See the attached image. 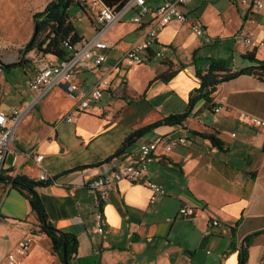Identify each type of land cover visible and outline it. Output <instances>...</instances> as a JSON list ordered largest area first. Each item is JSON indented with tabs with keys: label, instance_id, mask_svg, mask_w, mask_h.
Instances as JSON below:
<instances>
[{
	"label": "crops",
	"instance_id": "1",
	"mask_svg": "<svg viewBox=\"0 0 264 264\" xmlns=\"http://www.w3.org/2000/svg\"><path fill=\"white\" fill-rule=\"evenodd\" d=\"M162 2L148 4L156 8ZM182 8L205 22L212 43L195 35L189 25L172 22L159 32L154 46L162 49L163 57L150 53L142 63L112 70L119 56L144 39L152 20L147 14L142 24H135L131 11L107 34L113 46L106 62L75 77L88 91L106 75L111 86L103 96L90 109L74 110L76 101L58 86L20 123L17 153L7 154L2 163L1 176L9 181L0 184V264H6L8 253L26 237L33 242L22 264H64L27 195L12 186L16 175L38 183L35 189L49 221L77 236V251L69 264H239L245 247L246 264H264V129L238 117L239 111H245L264 120L263 79L242 74L224 81L212 97L198 100L182 122H161L130 139L137 130L188 110L190 94L200 85L196 71L208 68L207 59L224 60L233 70L264 60V13L256 14V22H246L248 6L241 0H192ZM2 10L10 16V11ZM68 12L82 39L92 38L96 26L88 1L75 0ZM83 14L90 21L86 31L75 22L76 16L82 21ZM244 25L261 45L251 47L236 40L234 35ZM33 31L34 25H0V45L24 46ZM32 52L24 62L22 56L6 60L10 67L0 76V110L6 113L33 101L27 81L36 73L34 57L57 60ZM174 70V77L160 78ZM60 98L68 102L63 104ZM214 104L222 106L220 113H214ZM205 134L219 137L224 149ZM166 135L192 138V144L180 145L149 165V178L167 194L151 204L147 186L117 182L102 203L104 233H99L98 208L86 182L134 163L142 143ZM37 153L43 155L40 162L35 160ZM182 205L194 207L196 215L182 216ZM214 219L220 225L205 234Z\"/></svg>",
	"mask_w": 264,
	"mask_h": 264
},
{
	"label": "built area",
	"instance_id": "2",
	"mask_svg": "<svg viewBox=\"0 0 264 264\" xmlns=\"http://www.w3.org/2000/svg\"><path fill=\"white\" fill-rule=\"evenodd\" d=\"M87 1L89 13L92 16L93 24L96 26L93 37L90 39L84 38L75 43L70 39L65 40L63 47L69 51L65 59L52 60L46 57H34L36 73L27 81V87L34 93L33 101L22 107H13L10 113L0 110V177L2 163L7 154L17 153L15 139L18 126L31 111L32 107L53 88L62 87L66 94L76 101L74 110H87L111 86L110 79L103 75L90 90L83 91L75 81V77L87 68L96 67L106 62L108 50L113 46V43L107 38V34L116 24L124 21L129 12L135 11V15L131 18V21L135 24H142V18L147 14H151L152 20L146 26L144 39L134 43L119 56L112 65V70L118 69L123 64L131 66L142 63L148 59L150 53L157 57H163L162 49L154 50V46L157 44L159 32L172 22L187 24L191 31L195 35L203 37L206 43L213 42V38L207 32L205 22L201 18H191L183 10L182 6L192 0H163L156 8H152L148 4L150 0H128L120 8L111 7L103 0ZM241 3L248 6L246 22H256V14L264 13V0H241ZM234 37L236 40L242 41L251 47H257L262 44V42H257L251 36L245 25L236 32ZM4 71V66L0 64V76ZM213 110L215 114L220 113L222 106L214 104ZM227 110L232 111L230 108H227ZM238 117L251 127L264 129V120L253 114L239 111ZM72 119V114L67 117L69 121H72ZM189 144H192V138L188 135L158 136L140 145L137 159L134 163L121 166L110 173L87 181L86 185L93 193L95 204L98 208L97 231L104 233L101 208L103 201L108 197L111 186L121 180L143 184L151 191L150 203H156L162 196L167 194V190L149 178V165L158 156L166 155L180 145ZM42 158L43 155L39 153L35 156L37 162H40ZM40 179L45 180L46 175L41 174ZM179 213L186 218H193L196 215V209L189 205H182ZM219 225L218 220H211L205 230V234H212ZM32 242L31 237L23 239L17 245L16 251L8 253L6 264H22V257L29 252Z\"/></svg>",
	"mask_w": 264,
	"mask_h": 264
},
{
	"label": "trees",
	"instance_id": "3",
	"mask_svg": "<svg viewBox=\"0 0 264 264\" xmlns=\"http://www.w3.org/2000/svg\"><path fill=\"white\" fill-rule=\"evenodd\" d=\"M56 0L51 1L42 11L36 12L33 16L34 23L38 24V31L33 42L28 46L26 50L23 48L20 51L22 56V62L25 61L23 55L31 52L32 50L38 51L43 55H52L57 59H65L69 51L63 47V42L67 39H70L72 42H78L82 37L78 34L70 15L68 9L75 0H62L59 5L52 8V5ZM106 4L111 7L120 8L128 0H103ZM49 11V12H48ZM252 60L255 58L250 55ZM208 68L197 70L196 75L200 80L199 87L195 88L189 97L188 110L183 114L171 115L165 118L163 121L156 122L152 125L144 127L137 130L131 137L140 136L147 130L155 127L161 122L168 123H180L185 120L195 103L201 98L212 97L213 94L217 91L219 85L224 81L230 80L242 74L254 75L260 79L264 80V60H256V63L247 67H244L239 70H233L230 65L221 59L209 58ZM177 73L176 70L168 71L160 75V78L163 80H168L172 78ZM206 138L210 139L211 142L224 149L223 141L217 137L215 134H205ZM121 152L118 151V153ZM117 153V154H118ZM9 181V178L3 176L0 177V182L6 183ZM36 183L34 180L26 177L16 175L13 178L12 186L18 188L20 191H23L27 195L34 213L37 215L39 221L41 222V228L52 240L53 251L58 255V257L64 262V248L66 249V255L68 260L72 257L77 251L78 247V238L76 235L63 232L57 229L49 221L42 200L35 189ZM249 238L247 243H249ZM247 260V248H243L240 253V263L246 264Z\"/></svg>",
	"mask_w": 264,
	"mask_h": 264
},
{
	"label": "rangeland",
	"instance_id": "4",
	"mask_svg": "<svg viewBox=\"0 0 264 264\" xmlns=\"http://www.w3.org/2000/svg\"><path fill=\"white\" fill-rule=\"evenodd\" d=\"M48 2L49 0H1L0 25H34L32 18L33 13L42 10L47 4H49ZM2 9L4 10L6 9L10 11V16L5 14L6 15L5 17L3 13L4 11ZM84 15L85 14L82 15L83 17L82 21H78V17L77 16L75 17L76 20L75 22L77 25H79L82 28L81 29L82 31H86L87 27H89L90 25V21L88 17L87 16L84 17ZM24 46L0 45V57L5 61L17 60L21 56L20 51ZM31 52L27 53L26 55H23L25 61L29 59L27 55H29ZM32 53L35 54L38 53V51L34 50ZM23 75L24 72L22 69V76ZM68 98L72 99L70 96H68ZM60 100L62 101L63 104H66L68 102V100L66 99L62 100L60 98Z\"/></svg>",
	"mask_w": 264,
	"mask_h": 264
},
{
	"label": "water",
	"instance_id": "5",
	"mask_svg": "<svg viewBox=\"0 0 264 264\" xmlns=\"http://www.w3.org/2000/svg\"><path fill=\"white\" fill-rule=\"evenodd\" d=\"M61 1L62 0H56L55 3L52 5V8H54L57 5H59L61 3ZM37 31H38V24H37V22H35L34 23V31H33L32 37L27 42V44L23 47L24 50H26L28 48V46L33 42V40L36 37ZM0 64L3 65L5 69L10 67V64L7 63L5 60H3L1 57H0ZM64 264H69V260H68L67 255H66V249L65 248H64Z\"/></svg>",
	"mask_w": 264,
	"mask_h": 264
}]
</instances>
